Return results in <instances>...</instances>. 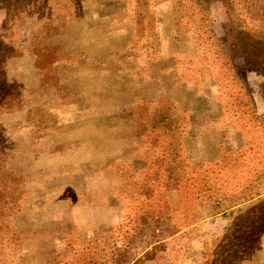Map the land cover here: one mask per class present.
Here are the masks:
<instances>
[{
	"label": "rangeland",
	"instance_id": "374dc122",
	"mask_svg": "<svg viewBox=\"0 0 264 264\" xmlns=\"http://www.w3.org/2000/svg\"><path fill=\"white\" fill-rule=\"evenodd\" d=\"M230 1L3 0L6 264L215 258L264 196V0ZM226 165L232 193L207 182Z\"/></svg>",
	"mask_w": 264,
	"mask_h": 264
},
{
	"label": "trees",
	"instance_id": "16d2710c",
	"mask_svg": "<svg viewBox=\"0 0 264 264\" xmlns=\"http://www.w3.org/2000/svg\"><path fill=\"white\" fill-rule=\"evenodd\" d=\"M233 1L234 0H231L230 2L233 3ZM2 3L3 0H0L1 5ZM190 8L192 9L191 5ZM7 46L8 45L6 43L0 40V113L10 111L15 106L20 107V98L18 95V91L7 81L5 77V62L6 59L11 55V52ZM228 156L229 155L226 154V156L223 157L224 160L230 159L229 161L233 162L234 158H227ZM233 166L234 165H232L231 167ZM226 168L229 171L226 170V172L221 173L222 182L218 181V183H216L210 176L207 182L209 183V187L211 186V188L217 191H222V193H232V189L240 184L234 180L236 175L233 173V171L235 169L228 168L227 165ZM221 169V171H224L225 166H222ZM259 171L260 170H257L255 168L254 173L257 175H262ZM246 172H248V170ZM247 178L245 177L244 179ZM250 184L251 183H249V185L247 186H244L243 188L249 187ZM240 192L242 191L240 190ZM1 193L2 192H0V195ZM254 194L259 195L260 192L256 191ZM194 195H198L197 191L194 192ZM250 197L251 196H249V198ZM1 199L2 196H0V200ZM217 203L220 202L218 201ZM229 208L230 206L226 207L225 209ZM9 209L10 208H5L6 211ZM239 210L241 209L239 208ZM233 212L234 211L231 210L228 214L231 215ZM3 215H6V212L4 211V206L0 205V231H2L3 229L5 230L6 227L5 224L3 225V221L1 220ZM262 232H264V196L259 197V200H257L255 204H252L248 209H246L245 212H241L240 214H238L230 222L229 226L225 229V233L221 239V244L218 246L216 252L214 253L215 258H213L211 262L206 261L205 264H237L238 257H242V260H244L246 264H253V261L246 257L247 252L245 251L248 248L247 244L250 243L251 240L254 244L256 243V241L258 242V239L256 238ZM2 239L3 238H0V264H6L5 260L8 256V252L6 251V244L9 245L10 241L8 239H6V241H3ZM84 264H95V262L92 259H88L87 262H84Z\"/></svg>",
	"mask_w": 264,
	"mask_h": 264
}]
</instances>
